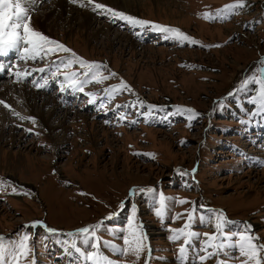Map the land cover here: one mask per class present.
<instances>
[{"label": "rangeland", "instance_id": "obj_1", "mask_svg": "<svg viewBox=\"0 0 264 264\" xmlns=\"http://www.w3.org/2000/svg\"><path fill=\"white\" fill-rule=\"evenodd\" d=\"M61 1L68 7L66 19H53L48 30H43L37 23L40 7L46 4V13ZM36 2V8L40 6L36 10L32 3L27 5L32 9L30 26L84 61L105 64L110 74L115 73L114 82H119L114 88L123 81L130 89L113 92L112 88L107 94L109 102L115 107L131 105L138 114L144 102L151 104L140 117L154 120L156 126L105 128L89 112L63 107L59 96L40 89L47 78H53L60 90L71 88V80L65 76L83 69L74 64L71 68L61 66L57 72L52 63L68 59L70 54L60 52L33 61L20 60L21 54L13 52L8 71H0V100L10 106L0 104V181L7 182L0 184V237L5 238L4 245L18 246L25 235L29 237V254L27 259L21 257L19 264H87L71 247L75 240L83 251L82 238L64 234L102 223L96 232L99 240L124 248L120 237L128 236L135 210L134 224L140 225L152 250L148 264H180L183 238L173 242L169 237L185 226L184 214L195 206L192 231L199 238L191 240L185 264H201L199 256L206 257L203 264H242L245 257L239 252L237 233L250 226L256 243L264 244V115L251 102L258 95V85L244 83L264 67V0H242L245 7L235 9L227 19H205L204 14L216 16L238 0H130L128 9L123 1L117 7L110 0H95L150 22L143 27L128 23L139 30L137 38L108 24L107 18L98 19L88 0H77V5L72 0ZM73 9L81 16L92 15L98 26L95 30L102 28L107 33L111 29V34L88 43L86 32L71 31L74 27L67 20ZM152 25L178 29L196 43L180 41ZM145 30L153 34L142 44L139 40H143ZM116 34L129 37L134 46L127 41L120 44ZM31 67L46 68L47 75L31 72L17 77V72L30 71ZM28 93L38 98L40 108L41 98L47 97L70 115L63 142L32 117ZM121 93L124 97H117ZM87 97L93 101L89 105L99 99L97 95ZM132 98L137 100L126 103ZM161 104H166V109L167 104L181 106L164 112L156 107ZM101 110L108 113L105 104ZM86 116L93 127L87 126ZM120 119L128 120L123 113ZM10 162H14L13 167ZM161 195L166 209L158 217L155 212ZM181 200L190 203L181 204ZM220 212L226 221L221 232L235 240L236 247L226 245L210 255L215 248L201 249L208 237L217 235L216 242L223 238L215 228L218 221L214 213ZM201 215L205 217L203 224ZM38 221L57 232L50 233L44 226L31 227ZM100 251L111 264H146L147 251L139 259L131 253L120 255L103 243ZM5 259L11 261L7 252Z\"/></svg>", "mask_w": 264, "mask_h": 264}, {"label": "snow or ice", "instance_id": "obj_2", "mask_svg": "<svg viewBox=\"0 0 264 264\" xmlns=\"http://www.w3.org/2000/svg\"><path fill=\"white\" fill-rule=\"evenodd\" d=\"M74 3L77 0H73ZM31 3V0H0V56L7 55L11 51H15L21 54V59L24 60H33L36 59L45 60L50 55L55 56L58 55L59 52L69 53L70 58L68 59H60L59 61L53 60L52 63L57 66V72L60 71V67L71 68L74 64L78 65L79 68L84 71L80 73L72 72L71 77L65 76V79L71 80L70 87L73 90L83 91L84 85L89 82L101 83L104 80L109 79V76H104L102 74V68H106V66H102L95 62H86L83 59L76 56L74 52H71L65 45L59 43L58 41L52 40L49 37L43 35L42 33L34 30L31 26V12L32 9L27 7V5ZM89 4L93 5V10H103L104 12L110 13L112 17L118 18L120 20L126 21L132 26H146L150 22L139 20L132 16H128L122 12H118L112 8L107 7L106 5L95 3V0H88ZM82 7L87 5L81 4ZM245 5L242 0H238L235 4L226 5L222 10H220L216 16H212L210 13H205V19H227L228 15L233 13L235 9L243 8ZM222 13V14H221ZM158 31L164 33H172L174 38L179 39L180 41H190L191 43H196V41L191 40L190 37L180 32L178 29L168 28L161 25H152ZM264 65V61L261 62ZM4 69L0 67V71ZM46 68H33L30 71H25L24 73L17 72V77L28 76L31 75V72H46ZM56 75V73H53ZM111 75H115L112 73ZM80 76H83V79H79ZM99 77V78H98ZM32 83L36 84L33 80ZM245 86L248 84L258 85V95L252 99V103L254 106H257L260 109V114L264 115V67H261L259 70L254 71L250 77H247L244 81ZM37 87H42L40 84H36ZM63 90V89H62ZM123 90H129L128 86L122 81L121 86L119 88H113V92H119ZM93 101H89L92 103ZM0 104H3L5 108H9L10 106L4 101L0 100ZM143 104V102H141ZM154 107V106H153ZM192 115H195L191 109L185 110ZM18 115V114H17ZM191 118V117H189ZM23 119V118H21ZM35 121H33L34 123ZM154 158V157H153ZM0 184H7L6 181H0ZM15 191V189H13ZM137 191V190H133ZM140 192H154L153 189H139ZM181 204L190 203L186 200L179 201ZM166 209L165 205V197L160 196V207L156 209L155 214L159 217L163 214ZM196 207L194 206L192 211L185 213L187 217V222L185 226L180 229L174 230L173 234L169 237L173 242L181 240L183 238L184 244L179 249V257L180 264H185V255L188 247L190 246V242L193 238L198 239L199 234L195 231H192V224L196 216ZM115 215V214H112ZM217 223L215 228L217 233L223 236L219 242H216L218 237L217 235H213L208 237L205 241V247L201 249V251H207L208 248H215L216 252L210 253V255H215L219 253L221 250L225 248V246H230L235 248L236 241L232 240L227 235H224L221 232L222 224L226 223L224 219V214L214 213ZM111 215L109 216V219ZM135 220V210L132 213V219L129 220V234L128 236H121L120 238L124 241V248H117L116 245L111 244L109 242H101L99 238L96 236V232L98 229L102 227V223H98L92 226H86L80 228L75 233H67L68 237H76L77 239L82 238V244L84 250L77 245L76 241L73 240L71 243V247L78 253L80 256H83L87 264H111L100 251L101 243L106 247L113 248L114 251H118L120 255L133 254L137 259L140 258L141 253L147 251V259L146 264H148V260L151 259V248L146 245V236L143 234L142 229L139 224H134ZM200 223L205 222V217H199ZM47 226L42 221L34 222L31 227ZM47 231L55 234L57 230L47 228ZM239 237V252L241 256L245 257V260L242 261V264H264V244L256 243V238L250 231V226L246 227L242 232L237 233ZM4 237H0V264H19V260L21 257L27 259L29 254V249L27 247V240L29 237L25 235L23 240L19 243L18 246L7 247L4 245ZM67 243V241H65ZM92 249V250H89ZM11 256V261H6L5 253ZM71 255V253H69ZM205 256H199L198 260L203 264ZM33 264L35 262L33 261Z\"/></svg>", "mask_w": 264, "mask_h": 264}, {"label": "bare ground", "instance_id": "obj_3", "mask_svg": "<svg viewBox=\"0 0 264 264\" xmlns=\"http://www.w3.org/2000/svg\"><path fill=\"white\" fill-rule=\"evenodd\" d=\"M37 1H38L39 5H41L44 2V0H37ZM110 1H111V3L116 2L118 5H115V6H117V7L120 6L119 3L121 1H123V4H125L124 7L127 8V9L129 7L127 5L130 2V0L129 1L128 0H121V1L119 0L120 2L118 0H110ZM31 3H32V8L34 10H36L37 8L40 7L39 6V7L36 8V5H37L36 0L35 1L31 0ZM45 6H46V4H43L40 7L39 12L41 14H39L38 17H37V20H38L37 23H39L41 28L46 31V30H48V27H50L49 26V24H50L49 22L52 21L53 19H56L58 21H63L64 19H66V17L64 18V15L66 16V13L68 12V10H67L68 7L65 4V2L61 1L60 3H58L56 5L57 6L56 9L60 10L59 12H57L56 9H52L50 11L48 10L49 12L46 11V13L45 12L43 13V11L46 10ZM70 14H71V18L69 16L70 19H68L67 21L70 22L69 23L70 26L73 25V27H74V29L71 28V31H77L78 30L80 32L81 31L86 32L85 38L88 40V43L90 41H92V42L96 41L97 42L100 36H102V35L108 36L112 32L111 29H108L107 33H105L102 28H97V30H95V27H98V26H97V23L95 21H93L94 18L92 17V15L82 14V16H81V13L78 12V11H75L74 9L71 11ZM93 14L96 15L95 12ZM115 37H116V41H119L120 44H123L124 42L127 41V43H129L130 45L134 46L131 43V41H129L130 38L126 37L123 34L122 35L121 34H118V35L116 34ZM92 42H90V44ZM13 52H15V51H11V53L9 52L7 55H4V57H3L4 63L3 64L1 63L0 67H3V69H4L3 71L4 72L8 71L9 65H10V63H12V62H10V59H11V56H12ZM20 60H22V59L20 58ZM15 67H16V65H15ZM31 94H32V92H31ZM34 95H36V94H34ZM26 99H27L28 102L31 101L33 103L32 105H30V109H32V111H31L32 117L35 116L37 119H39L42 122V124H43L44 128L46 129V131L48 132V134L53 135V137L55 136L56 140H58L59 142L60 141L63 142L64 138L66 136L67 130L69 129V126H67L66 123H67L68 119L70 118V115L67 114V112H65V110H63L64 108L63 107L61 108L59 105L56 104V102L54 100H52L51 98H47V97L46 98H41V100H40L41 108L38 105V98H36L35 96H32V95L30 96V93H28ZM46 108L50 109V110L47 111ZM69 109H71V108H69ZM74 109H76V108H74ZM76 118L77 117H75L74 120H76ZM83 119H85V121L87 123V126H91L92 125V127H93L95 125V124L94 125L90 124V122H88L89 118L87 116L83 117ZM53 122H54L55 125L53 124ZM12 164H14V162L13 163L10 162V166L11 167H13ZM17 164H19V163H17Z\"/></svg>", "mask_w": 264, "mask_h": 264}, {"label": "crops", "instance_id": "obj_4", "mask_svg": "<svg viewBox=\"0 0 264 264\" xmlns=\"http://www.w3.org/2000/svg\"><path fill=\"white\" fill-rule=\"evenodd\" d=\"M176 105H178V104H176ZM178 106H180V105H178Z\"/></svg>", "mask_w": 264, "mask_h": 264}]
</instances>
